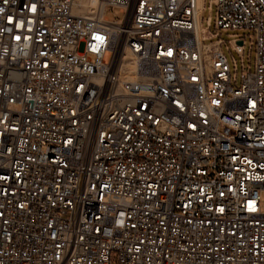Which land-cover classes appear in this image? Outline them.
I'll list each match as a JSON object with an SVG mask.
<instances>
[{
	"label": "built area",
	"instance_id": "obj_1",
	"mask_svg": "<svg viewBox=\"0 0 264 264\" xmlns=\"http://www.w3.org/2000/svg\"><path fill=\"white\" fill-rule=\"evenodd\" d=\"M93 3L0 0V264H264V0Z\"/></svg>",
	"mask_w": 264,
	"mask_h": 264
},
{
	"label": "rangeland",
	"instance_id": "obj_2",
	"mask_svg": "<svg viewBox=\"0 0 264 264\" xmlns=\"http://www.w3.org/2000/svg\"><path fill=\"white\" fill-rule=\"evenodd\" d=\"M105 16L112 21H117V22H121L123 19V14L122 12L117 9V8H107L105 11ZM208 16H210V26H209V31L211 33L215 32L216 30H214V12L211 10H209L208 8V4L206 3L204 6V9L202 11V25L206 26L207 25V18ZM232 33H247L244 31H233V30H229V31H220L219 32V38L223 39L225 42H227L230 39V36H228L229 34ZM215 39V38H213ZM213 39H209L208 41H211ZM222 50L224 52V54L226 55L230 65L232 66V58H234L238 64V79L237 82L235 84V86H239L241 83L240 80V74L242 73L241 70V60H240V56L234 52H229L226 48L225 45H222ZM243 63L244 65L247 67L248 65L250 66L251 69H253L254 66V49L251 48L249 49V39L246 38L245 39V43H244V52H243ZM105 59H108V54L105 55ZM260 207L261 210L264 212V190L261 191L260 193ZM113 264H115V262H113Z\"/></svg>",
	"mask_w": 264,
	"mask_h": 264
},
{
	"label": "bare ground",
	"instance_id": "obj_3",
	"mask_svg": "<svg viewBox=\"0 0 264 264\" xmlns=\"http://www.w3.org/2000/svg\"><path fill=\"white\" fill-rule=\"evenodd\" d=\"M77 2L82 3L86 8H92L94 5L93 0H77ZM197 28H198V32L200 33L202 29L199 25V22H198ZM125 58H127L129 60V61H127V63H125L126 67L129 69L130 72H132L135 68L132 57L129 53H127ZM127 77L128 78L131 77V74H128Z\"/></svg>",
	"mask_w": 264,
	"mask_h": 264
},
{
	"label": "water",
	"instance_id": "obj_4",
	"mask_svg": "<svg viewBox=\"0 0 264 264\" xmlns=\"http://www.w3.org/2000/svg\"><path fill=\"white\" fill-rule=\"evenodd\" d=\"M239 43H241V42H239Z\"/></svg>",
	"mask_w": 264,
	"mask_h": 264
}]
</instances>
